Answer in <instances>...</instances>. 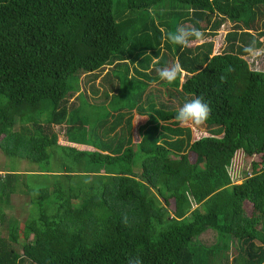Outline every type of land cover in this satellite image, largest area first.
Segmentation results:
<instances>
[{
	"label": "trees",
	"instance_id": "obj_1",
	"mask_svg": "<svg viewBox=\"0 0 264 264\" xmlns=\"http://www.w3.org/2000/svg\"><path fill=\"white\" fill-rule=\"evenodd\" d=\"M179 26L205 38L174 45ZM254 39L264 49V0H0V148L37 164L0 170V264H264V56L244 52ZM111 62L128 104L111 100L107 128L62 148L85 169L51 170L59 135L83 125L68 101L80 74ZM174 63L183 78L169 84L158 73ZM154 83L180 105L202 97L210 118L178 122ZM15 193L31 212L2 232Z\"/></svg>",
	"mask_w": 264,
	"mask_h": 264
},
{
	"label": "rangeland",
	"instance_id": "obj_2",
	"mask_svg": "<svg viewBox=\"0 0 264 264\" xmlns=\"http://www.w3.org/2000/svg\"><path fill=\"white\" fill-rule=\"evenodd\" d=\"M165 10L166 7L160 8ZM158 23V22H156ZM188 24V22L186 23ZM204 25V21L201 22ZM160 26V25H159ZM163 29V26H160ZM205 34V33H204ZM115 62H111L105 64L103 67L99 68L94 72V74L82 73L79 76V95L78 92H73L68 96V101L72 103L75 110V118L74 120L78 122L82 121L80 130L76 132H72L69 135H59V142L61 145L55 147L54 156L51 157V170L58 171L63 168L70 167L72 170L82 171L85 167H77L73 164L72 154L66 155V153L62 150V148L68 147H77L79 146L76 142L83 140L87 142L89 140V134L91 129H105L110 125V120L112 118V113H114V103L112 101H117L118 104H128V99L120 98V94H118L119 86L121 85V81H115V79H111V76H115L120 70H123L120 66L119 69L112 70V74L107 77L110 69L114 67ZM133 70L130 69V72ZM93 75H96L95 77ZM156 82V81H153ZM152 82V83H153ZM152 87H148V91H153V95H155V99L157 102L163 104L164 108L169 106H176L180 108L182 105L181 98L180 100L176 97H166L161 94V91L157 90V83L151 84ZM123 88V87H122ZM113 89V91H112ZM117 91H116V90ZM105 91V92H104ZM108 93V95H107ZM114 93L116 96L112 97L110 94ZM137 90L131 89L130 95H136ZM82 98H79V96ZM112 100V101H111ZM184 104V103H183ZM158 106V105H157ZM49 104L42 103L40 106V112L43 117H45V112L48 110ZM41 116V117H42ZM100 123V124H98ZM66 124V123H65ZM98 124V125H97ZM18 127L17 119L14 123V128ZM74 129H77L74 126ZM74 136V138H72ZM250 157H245L243 159L242 166L244 168H249ZM78 164V163H77ZM237 166V165H236ZM15 170L19 172H25L30 170H36L37 164L30 162L24 158H20L18 156L7 155L0 148V170ZM9 204L1 207V212L3 214V223L2 232L6 231L5 228L7 223L12 219L23 220L29 216V212L31 209V203L29 202L28 195L22 193H15L9 196ZM34 205V204H33ZM34 210L36 209V205L33 206ZM244 207L247 211H250L251 204L248 201H244ZM32 237V234H30ZM203 241L213 242V236L211 234H206L202 238Z\"/></svg>",
	"mask_w": 264,
	"mask_h": 264
},
{
	"label": "clouds",
	"instance_id": "obj_3",
	"mask_svg": "<svg viewBox=\"0 0 264 264\" xmlns=\"http://www.w3.org/2000/svg\"><path fill=\"white\" fill-rule=\"evenodd\" d=\"M195 40H202L205 38V34L197 28H189L185 26H179L174 32L167 34V40L182 47H188ZM244 52L248 54L252 60H258L261 56H264V49H259L256 46V40H252L247 46L244 47ZM231 70V69H230ZM183 68L179 63H174L170 67H165L159 70V77L168 82L169 84L175 82L177 78H183ZM212 109L208 103L204 101L202 97H196L186 101L177 111L176 120L182 124L193 123L197 126L204 125L210 118ZM129 264H142V260L137 255L130 260Z\"/></svg>",
	"mask_w": 264,
	"mask_h": 264
}]
</instances>
